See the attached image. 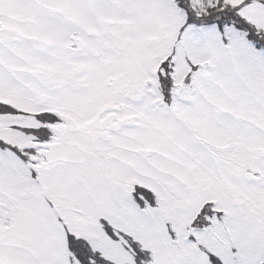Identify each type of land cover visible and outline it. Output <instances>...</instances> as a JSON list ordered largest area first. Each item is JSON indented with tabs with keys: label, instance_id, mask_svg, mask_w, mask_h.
<instances>
[{
	"label": "rangeland",
	"instance_id": "obj_1",
	"mask_svg": "<svg viewBox=\"0 0 264 264\" xmlns=\"http://www.w3.org/2000/svg\"><path fill=\"white\" fill-rule=\"evenodd\" d=\"M256 45L264 0H0V142L56 121L0 147V264H264Z\"/></svg>",
	"mask_w": 264,
	"mask_h": 264
},
{
	"label": "trees",
	"instance_id": "obj_2",
	"mask_svg": "<svg viewBox=\"0 0 264 264\" xmlns=\"http://www.w3.org/2000/svg\"><path fill=\"white\" fill-rule=\"evenodd\" d=\"M250 1H246V2H244L242 5H239V6H237L236 8H235V10L237 11V10H239V9H241L243 6H246V5H248V4H250L249 3ZM214 22V20H208V21H202V20H195L194 18L192 19V18H188L187 19V21H186V23H187V25L186 26H188V25H191L192 23H198V24H202V25H208V24H210V23H213ZM226 24L227 25H229V24H231V22L230 21H223V22H220L219 23V27H220V29H221V32H223L224 31V27L226 26ZM185 26V27H186ZM185 27H183L182 29H181V33L182 32H184L187 28H185ZM238 28H240V26L238 27ZM258 44H261V43H258ZM257 49H261V48H263V50H264V45L263 46H261V45H256L255 46ZM169 96V99H171V96L172 95H168ZM166 99H168V98H166ZM172 101H173V99H171L169 102H171L172 103ZM1 106H3V107H6L7 109L5 110V111H0V114H3V113H17V112H19V111H17L16 109H13V108H11L10 106H8L7 104H0ZM19 113H21V112H19ZM60 121V120H59ZM61 122V121H60ZM41 123H42V125H41V128H40V132H43V134L42 135H40V136H38V139L36 138L35 139V142L36 143H42V142H44L45 140H44V138L45 137H47V135H49V133L51 134V131H48V129L51 127V126H54V124L56 123V121H44L43 119H41ZM62 123V122H61ZM48 131V132H47ZM52 135V134H51ZM44 140V141H43ZM0 147H2V148H8V149H12L13 151H15L28 165H29V167H33V166H36L37 165V162H35V161H32L30 158H29V156L31 155V154H33V153H36L37 152V148L36 147H29V148H23V149H20V148H18V147H16V146H11V145H9V144H7V143H4V142H0ZM32 171H33V168H32ZM33 174H35L36 175V173H33ZM142 191V193L143 192H145L146 190H144V189H142L141 190ZM147 192V195H146V198H148V196L150 197V204H152L154 207H155V196L153 195V193H151V191H146ZM138 197V196H137ZM140 199L138 198V201H139ZM207 205H208V209H206V210H202L200 213H201V218L203 219H205V217H212L213 216V214L215 213L216 215H217V217L220 219V220H223L224 219V216H225V213L223 212V211H219V210H214L213 209V206H214V202L213 201H210V202H207ZM141 206H143V208L145 207V205L143 204V205H141ZM210 214H212V216H209ZM202 219H201V222H200V224H201V226L203 225L204 226V224H206V226L207 225H211L210 224V222H209V220H204V221H202ZM196 224V222L194 221V224H193V226ZM109 234H110V232H109ZM111 234H114L113 232H111ZM136 248H140V244H138L137 243V247ZM136 248H134V250H135V253H136ZM74 251V250H73ZM144 252H143V254L144 255H142V253L140 252V251H138L137 253H136V255H137V261L134 263V264H152V262H153V258H152V253H151V251H149V250H143ZM208 257L211 259V261L212 262H214L215 264H219V259L218 258H216L212 253H210V252H208ZM88 258L89 259H91V257H89L88 256ZM78 259H79V257H78ZM89 259H79V261H80V263L81 264H100V263H98L97 262V260H89ZM213 263V264H214ZM125 264H129V263H125Z\"/></svg>",
	"mask_w": 264,
	"mask_h": 264
},
{
	"label": "flooded vegetation",
	"instance_id": "obj_3",
	"mask_svg": "<svg viewBox=\"0 0 264 264\" xmlns=\"http://www.w3.org/2000/svg\"><path fill=\"white\" fill-rule=\"evenodd\" d=\"M30 146H31V147H35L34 144H33V145H30ZM30 146H29V147H30Z\"/></svg>",
	"mask_w": 264,
	"mask_h": 264
}]
</instances>
